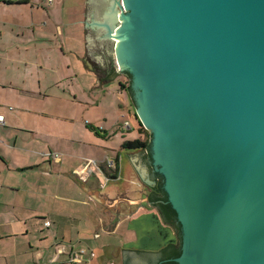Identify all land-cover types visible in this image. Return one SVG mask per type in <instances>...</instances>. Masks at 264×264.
<instances>
[{
	"label": "water",
	"instance_id": "1",
	"mask_svg": "<svg viewBox=\"0 0 264 264\" xmlns=\"http://www.w3.org/2000/svg\"><path fill=\"white\" fill-rule=\"evenodd\" d=\"M114 1L103 20L181 223L175 262L264 264V0ZM160 251L124 247L123 264Z\"/></svg>",
	"mask_w": 264,
	"mask_h": 264
},
{
	"label": "crops",
	"instance_id": "2",
	"mask_svg": "<svg viewBox=\"0 0 264 264\" xmlns=\"http://www.w3.org/2000/svg\"><path fill=\"white\" fill-rule=\"evenodd\" d=\"M106 1L110 0L0 2V115L5 119L0 124V243L8 249L0 251V264H123V259L121 263L119 259L108 261L109 248L115 247L123 256L125 243L136 241L133 233L140 222L157 218L162 225L155 208L140 212L133 206L142 200L126 198V191L117 186L110 188L123 180L138 187L142 183L152 186L142 179L136 158L139 150L122 148L127 138L115 143L117 148L107 144L112 134L118 139L116 125L121 120L109 117L106 111L101 116L92 114L90 121L62 113L68 103L77 104L61 92L71 90L75 82H70L79 76L92 89H103V85L110 89L113 82L124 93L114 76L118 70L114 67V75L108 71L110 77L103 79L106 68L93 51L95 43L110 42L114 48L108 33L114 23L103 20ZM98 6L103 15L96 20L93 10ZM115 10L117 16L120 10ZM27 80L32 86L26 85ZM96 102L83 103L82 109L99 113L102 108L116 114L124 108L122 104L116 107L115 102L105 104V99ZM54 109L60 113L49 111ZM125 202L130 206L127 214L123 207H116ZM113 207L117 210L111 216ZM77 219L84 226L93 225L94 231L78 227ZM33 227L40 233L39 238L34 236L35 242L29 240ZM20 235L28 239L24 247L18 245ZM103 235L107 241L118 239L119 243L96 245L89 239H102ZM158 236L177 242L174 233ZM154 241L159 249L165 246ZM93 246L102 250L90 262V252H96ZM81 250L86 251L83 260L72 262L71 254Z\"/></svg>",
	"mask_w": 264,
	"mask_h": 264
},
{
	"label": "rangeland",
	"instance_id": "3",
	"mask_svg": "<svg viewBox=\"0 0 264 264\" xmlns=\"http://www.w3.org/2000/svg\"><path fill=\"white\" fill-rule=\"evenodd\" d=\"M110 2H115V1L114 0H110ZM104 8H108V7H106V5H104L103 9ZM94 9L95 10H93L94 11L93 13H94V18L96 20L100 19V17L103 15V13L106 12V9L103 10L101 6L100 7L99 6L95 7ZM101 9L103 10V13H102ZM98 35H99V33L97 31V35H95V36L97 37ZM93 51H94L95 55H99L100 56L101 62L103 64V67L106 68L105 69L106 71L103 72L102 78L106 79V77L109 78L110 76H113L114 74L112 72H114V66L112 64L115 63V62H114V52H113L111 43L110 42L100 43V44L99 43H95V47H94ZM101 57H103V58H101ZM109 63H111V64H109ZM107 64H109V66ZM108 71L110 73V76L109 75L106 76ZM29 74H30V72H29ZM114 76L120 82V87H121V89L124 90V93H122V92L119 93L117 91L118 90V86L117 85H115V86L111 85L113 82L110 83V89H107L106 85H103L104 86L103 89H101V88L92 89L91 88L92 85L89 87V81H86V78L82 77V76H79L76 81L70 82L71 84H73V82H75L74 83V87H72L71 90H67L65 93L61 92V94L64 95L63 97L69 98L72 102H76L77 103V104L72 103L73 105L68 103L69 106L65 108V112L62 111V113L65 114V115H68V116L74 117V118L77 117L80 121H81V119H83L82 117H84V120H82V121H87L85 119H88V121H90L91 119L89 117L92 114H93V116L94 115L96 116L98 114H99V116H101L102 113H104L106 111V114L109 117L112 118V116H113V117H116V120H119V119L121 120V122H119L116 125L117 128H119V130L117 131V134L119 135L118 139L117 138H113V134H112V137L109 138L110 143H107V144H109V147H111V148H117L114 145L118 141H121L122 138H127L128 141L139 139V138L145 139L146 138V132L150 133V131L147 130L146 128H144V127L141 129V122L139 121L138 116L136 115V107H135V105H133L132 99H129L128 94H126V90H127L128 86H129V78H128V76L120 74L119 71ZM7 77H9V78L12 77V74L8 75ZM20 81L23 82L24 80L21 79ZM20 81H17L16 83H20ZM32 84L33 83H31L29 80L26 81V85L27 86H32ZM65 86H66V84H63V88H65ZM55 88H56V86H55ZM65 89H69V88L66 87ZM103 99H105V101H106L105 104H109L110 102H112L111 103V105H112L115 102L116 103V107H118V105L122 104V106L124 108L121 109V107L120 108L118 107L119 108L118 109V113H116V114L113 113V112H110V111H108L106 109H102V108L99 109V111H98L99 113H97L96 112L97 110H94V109H92V110L88 109V111H84L82 109L83 103L85 104L87 102H91L92 101L95 104V103H97L96 101H102ZM34 102H36V101H34ZM111 105H109V106L107 105V106L110 107ZM87 108H89V107H87ZM33 109H39V108L36 106V107H33ZM48 109H50V108H46L44 110L48 111ZM49 111H53L54 113H60V112L55 111V109L54 110H49ZM123 115H125L126 119L128 120V122H130L131 130L127 129V127L124 126L125 118L122 117ZM94 127H96V126H94ZM139 152L140 153H137V157L136 158L138 159V162H139V164L142 167V169H141L142 172H143V174H142L143 178L142 179H143L144 182H151V185H154L156 178L153 175V172H152V169H151V165H150V163L148 161V154H147L146 150H141ZM110 186H111L110 188H112L113 190H115L114 189L115 187H112V186H117L119 189H121V191L122 190L126 191V193H127V196L125 195L126 198L130 197V198H134V199L138 198L139 200H142L141 202H139V203L137 202V204H135L133 206V207H135L134 209H136V210L139 209L140 212H144V211H147V210L155 208V212L158 213L157 208L154 207L153 205H151L149 203V200L147 199V197L149 196L148 195L149 194V187L147 185H145L144 183H142L141 186L138 187L136 184H134L132 182L129 183V182H126V181L123 180L121 182H116V183H114V184H112ZM116 190H118V189H116ZM125 204H127V205H125ZM80 207L81 206L78 205V208H80ZM116 207H118V208L123 207L125 209L126 214H127L129 212V207L130 206H129V202H125V203H118L116 205ZM116 207H113V208L110 209V211L112 212L111 216L116 214V210H117ZM157 217L160 218V220H161L160 223L162 225H160L157 222L158 221L157 218L153 222L150 221V220L149 221L147 220L144 223L140 222V226H136L135 227L136 229H134L135 232L133 233L135 238H132V239H136V241L135 242H127V243H125L124 247L128 248V249H144V250H155L156 251V250H159V248L157 247L156 242L154 241V239L156 241L159 240L160 242H163V244L165 245L166 241H167L166 238L164 240V238H161L158 235L161 234L163 237L166 236L167 234L169 235V233H173L172 232L173 228L170 225L169 226L165 225L163 217L160 215V213H158ZM149 219H151V218H149ZM75 222H76L78 227H86V228H89V229L93 228V225L90 226V227L84 226L82 224V220H80V219H77V221H75ZM36 226H37V229H39V227H40V222L39 221L37 222ZM141 227H142V229H141ZM144 228L146 230L143 233L142 231L144 230ZM93 231H94V228H93ZM139 231H140V233H139ZM148 231H152L154 237H152V235ZM31 232H32V234H31V236H29V240L35 242L36 238H34V236L39 238V236H40L39 234L40 233H38V230H36L34 227H33V230ZM147 233L149 235L148 238L150 240V243L147 241V236H148ZM139 236H141V239H142L141 241L137 240L139 238ZM105 237H106V235H103L102 239H96L94 236H91L89 239L93 242V244L96 243V245H97V243L104 244L105 242H107L108 245H117L119 243L118 239L115 240V241H114V239H110V240L107 241L106 239H104ZM17 242H18L19 246L24 247V246H26V243L28 242V239L24 238L22 235H20L17 238ZM3 245H4V243H0V251L8 250L7 248H4ZM143 245H145V246H143ZM112 248H109L110 252L108 253V257H107L109 259L108 261H111V260L115 261V259H117V260L119 259L118 261H120V263H121V261L123 259V256H121V253H119V251L116 250L115 247L113 249ZM92 249H94L96 251L95 252L96 255L102 250L101 248L95 247V246H93ZM113 255H115V257H113Z\"/></svg>",
	"mask_w": 264,
	"mask_h": 264
},
{
	"label": "trees",
	"instance_id": "4",
	"mask_svg": "<svg viewBox=\"0 0 264 264\" xmlns=\"http://www.w3.org/2000/svg\"><path fill=\"white\" fill-rule=\"evenodd\" d=\"M6 4H13V3H6ZM130 88L128 87V90ZM132 103L133 105H135V101L132 97ZM143 128V126L141 125V129ZM140 129V130H141ZM151 141H152V134L146 132V138L145 139H135V140H131L128 141L126 140L123 145L122 148L125 150H146L149 151L150 147H151ZM150 204L153 205L154 207L160 209V211H162L164 217H165V222L170 225V222H175L176 219V211L172 208V206L167 203V195L166 192L163 190V183L160 182L158 183V189L156 190V192L153 194L152 197H150ZM177 227V226H176ZM180 226H178L177 228H179ZM170 246V253L168 254V259H170L171 261L168 264H177L174 259L178 258L181 255V243L178 241L176 243L171 242ZM168 248L165 249V251L169 250Z\"/></svg>",
	"mask_w": 264,
	"mask_h": 264
},
{
	"label": "flooded vegetation",
	"instance_id": "5",
	"mask_svg": "<svg viewBox=\"0 0 264 264\" xmlns=\"http://www.w3.org/2000/svg\"><path fill=\"white\" fill-rule=\"evenodd\" d=\"M110 1H106L105 2V5H106V7H108L109 5H110ZM107 10L108 8H104L103 10ZM115 9H119L120 10V8H119V6L118 5H116V8ZM121 12V11H120ZM114 62H115V60H114ZM109 64H111V63H109ZM109 64H107L108 66H109ZM125 74L128 76V78H129V80H130V85L128 86L130 89L128 90V88H127V90H126V94H128V96H129V99H132V97H133V99H134V94H135V92H134V89H133V78H132V75L129 73V72H127V71H125ZM139 151H141V150H139ZM149 151H150V154H149V159H150V164H151V169H152V172H153V175H154V177L156 178L155 179V184L154 185H152L151 187H149V196L147 197V199L149 200V203H150V197H152L153 196V194L156 192V190L158 189V183H160V182H162L163 183V190L165 191V189H164V179H163V177H162V175L159 173V171H158V169H157V167H156V165H155V160H154V158H153V154H152V151H151V147H150V149H149ZM166 195H167V193H166ZM167 203H169V200H168V195H167ZM170 204V203H169ZM125 205H127V204H125ZM171 205V204H170ZM157 210H158V212L160 213V215L163 217V220H165V217H164V215L162 214L163 212L162 211H160V209H158L157 208ZM170 226L173 228H171L172 229V232L175 234V238H176V241L178 242H180L181 243V252H182V244H183V231H182V227H181V223H180V221H179V218H178V215H177V213H176V219H175V222L173 223V222H170ZM178 226H180L179 228H177ZM171 243L169 242V240H167L166 241V244H165V246L161 249V251L159 252V257L158 258H156L157 259V261L156 262H154V263H152V264H168L171 260L170 259H168V254L170 253V245ZM169 249L168 251H165V249ZM130 261H132L131 259H129L128 260V262L129 263H131ZM174 261H175V259H174ZM115 264V263H114ZM178 264V263H177Z\"/></svg>",
	"mask_w": 264,
	"mask_h": 264
},
{
	"label": "built area",
	"instance_id": "6",
	"mask_svg": "<svg viewBox=\"0 0 264 264\" xmlns=\"http://www.w3.org/2000/svg\"><path fill=\"white\" fill-rule=\"evenodd\" d=\"M19 0H0V2H3V3H15V2H18ZM51 1V0H50ZM13 108H10V110H12ZM0 124L4 125L5 124V119H4V116L0 115ZM124 126L127 127V129H131V125H130V122L128 121H125L124 122ZM107 180L109 181V178H107ZM47 225H49V223H47ZM64 248L61 247V252H64L63 251ZM86 253L85 250H81V251H74L72 254H71V261L76 263V262H80L81 260H83V256L84 254ZM97 255L95 254V252L92 250L90 252V262H92V260H94V258L96 257ZM111 264H114V263H111Z\"/></svg>",
	"mask_w": 264,
	"mask_h": 264
},
{
	"label": "bare ground",
	"instance_id": "7",
	"mask_svg": "<svg viewBox=\"0 0 264 264\" xmlns=\"http://www.w3.org/2000/svg\"><path fill=\"white\" fill-rule=\"evenodd\" d=\"M112 19H113L112 14H111V13H108V14L106 15L105 24H108L109 22H111ZM105 24H104V25H105Z\"/></svg>",
	"mask_w": 264,
	"mask_h": 264
}]
</instances>
